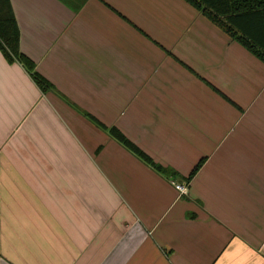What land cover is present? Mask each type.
I'll list each match as a JSON object with an SVG mask.
<instances>
[{
    "label": "crops",
    "instance_id": "1",
    "mask_svg": "<svg viewBox=\"0 0 264 264\" xmlns=\"http://www.w3.org/2000/svg\"><path fill=\"white\" fill-rule=\"evenodd\" d=\"M9 1L51 89L0 52V264H264V63L184 0Z\"/></svg>",
    "mask_w": 264,
    "mask_h": 264
},
{
    "label": "trees",
    "instance_id": "2",
    "mask_svg": "<svg viewBox=\"0 0 264 264\" xmlns=\"http://www.w3.org/2000/svg\"><path fill=\"white\" fill-rule=\"evenodd\" d=\"M184 1L199 11L252 56L264 63V0ZM0 52L8 63L16 62L22 65L42 92L51 89V85L34 71V63L20 52L19 29L9 0H0ZM89 120L107 131L112 139L157 174L173 181L179 178V175L172 169L155 164L150 157L130 142L118 129H106L95 119L89 118ZM203 163V159L198 161L184 179L185 182L188 183L193 179Z\"/></svg>",
    "mask_w": 264,
    "mask_h": 264
},
{
    "label": "built area",
    "instance_id": "3",
    "mask_svg": "<svg viewBox=\"0 0 264 264\" xmlns=\"http://www.w3.org/2000/svg\"><path fill=\"white\" fill-rule=\"evenodd\" d=\"M174 189L177 191L179 196H186L188 194V187L180 183H172Z\"/></svg>",
    "mask_w": 264,
    "mask_h": 264
}]
</instances>
